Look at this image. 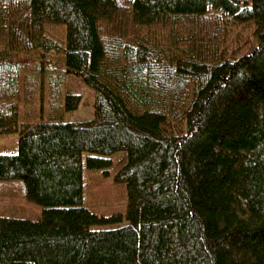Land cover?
I'll use <instances>...</instances> for the list:
<instances>
[{"label":"trees","instance_id":"1","mask_svg":"<svg viewBox=\"0 0 264 264\" xmlns=\"http://www.w3.org/2000/svg\"><path fill=\"white\" fill-rule=\"evenodd\" d=\"M8 135L0 197L38 211L0 209V264H264V0H0Z\"/></svg>","mask_w":264,"mask_h":264},{"label":"rangeland","instance_id":"2","mask_svg":"<svg viewBox=\"0 0 264 264\" xmlns=\"http://www.w3.org/2000/svg\"><path fill=\"white\" fill-rule=\"evenodd\" d=\"M241 29L236 28V31L232 32L231 36L240 34ZM68 85L73 90H78L82 93V104L80 108L73 112L70 116V120H82L90 119L94 112V91L85 85L80 79L73 75L67 77ZM18 148V137L15 135L0 136V153L15 152ZM122 156L118 155L114 157L115 167L118 160ZM113 173L110 176L103 175L101 171H93L86 173V195L87 202L92 206H97L98 211L102 213H109L111 210H119L125 207L126 192L124 185L114 181ZM4 195L0 197V209L13 208L14 211L33 215L38 209L28 204L19 195L15 198H4ZM7 210V209H6ZM108 211V212H107Z\"/></svg>","mask_w":264,"mask_h":264}]
</instances>
